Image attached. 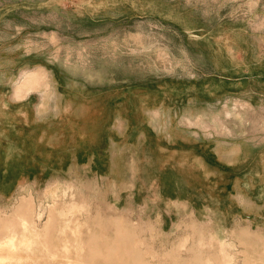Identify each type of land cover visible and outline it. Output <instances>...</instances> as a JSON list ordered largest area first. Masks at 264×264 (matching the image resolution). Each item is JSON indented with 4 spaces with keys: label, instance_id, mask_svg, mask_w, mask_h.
I'll list each match as a JSON object with an SVG mask.
<instances>
[{
    "label": "rangeland",
    "instance_id": "1",
    "mask_svg": "<svg viewBox=\"0 0 264 264\" xmlns=\"http://www.w3.org/2000/svg\"><path fill=\"white\" fill-rule=\"evenodd\" d=\"M52 1L0 109V264H264V0Z\"/></svg>",
    "mask_w": 264,
    "mask_h": 264
},
{
    "label": "crops",
    "instance_id": "2",
    "mask_svg": "<svg viewBox=\"0 0 264 264\" xmlns=\"http://www.w3.org/2000/svg\"><path fill=\"white\" fill-rule=\"evenodd\" d=\"M66 1L58 3L64 6ZM48 3L53 6L52 0H0V109L39 96L33 92L24 100L12 97L13 86L24 70L44 66L39 63L37 20L39 8L43 9Z\"/></svg>",
    "mask_w": 264,
    "mask_h": 264
},
{
    "label": "bare ground",
    "instance_id": "3",
    "mask_svg": "<svg viewBox=\"0 0 264 264\" xmlns=\"http://www.w3.org/2000/svg\"><path fill=\"white\" fill-rule=\"evenodd\" d=\"M243 236V234H242ZM246 236V235H245ZM9 237V236H8ZM246 237H251V236H246ZM253 239L255 240V242H257L261 247L262 249L264 250V238H262L261 236H254ZM12 240V239H11ZM10 240V241H11ZM9 242V241H8ZM12 243V242H11ZM7 244V243H5ZM8 245V244H7Z\"/></svg>",
    "mask_w": 264,
    "mask_h": 264
}]
</instances>
